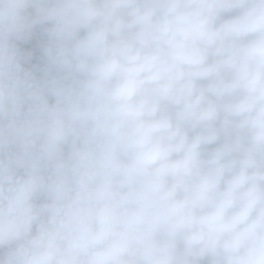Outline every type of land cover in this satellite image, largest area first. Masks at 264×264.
Here are the masks:
<instances>
[{
	"label": "clouds",
	"instance_id": "clouds-1",
	"mask_svg": "<svg viewBox=\"0 0 264 264\" xmlns=\"http://www.w3.org/2000/svg\"><path fill=\"white\" fill-rule=\"evenodd\" d=\"M0 264H264V0H0Z\"/></svg>",
	"mask_w": 264,
	"mask_h": 264
}]
</instances>
